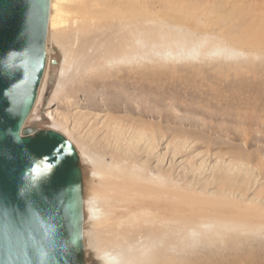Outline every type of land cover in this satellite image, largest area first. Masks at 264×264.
<instances>
[{
    "label": "rangeland",
    "instance_id": "1",
    "mask_svg": "<svg viewBox=\"0 0 264 264\" xmlns=\"http://www.w3.org/2000/svg\"><path fill=\"white\" fill-rule=\"evenodd\" d=\"M110 1L86 0L95 22L98 13L115 8V0ZM146 1L144 17L156 19L157 0ZM222 1L213 0L214 7L224 5ZM228 2L227 8L236 6L227 10L232 15L226 14L236 22L234 34L251 43H243L244 48L254 45V58L166 61L152 54L144 61L114 65L106 64L104 57L120 46L122 34L104 28L74 36L67 29L69 42L62 44L61 31L54 38L47 33L46 67L23 129L61 133L81 156L84 264H102L94 238L107 233L95 226L89 206L109 189L97 172L112 165L116 192L127 194L135 188V196L142 188L153 190L164 207L172 204L179 235L197 227L175 238L167 252L172 233L164 243L148 247L151 264H264V0ZM253 17L260 22L251 23ZM152 27L146 24V29ZM66 48L71 49L66 53L69 66L62 63ZM97 201L95 208L107 207ZM213 214L223 219L220 224H214ZM203 221H210L213 232H196ZM240 224L243 228L233 227ZM141 242L138 237L134 245Z\"/></svg>",
    "mask_w": 264,
    "mask_h": 264
},
{
    "label": "water",
    "instance_id": "2",
    "mask_svg": "<svg viewBox=\"0 0 264 264\" xmlns=\"http://www.w3.org/2000/svg\"><path fill=\"white\" fill-rule=\"evenodd\" d=\"M50 0H0V264H84L79 156L64 135L23 129L46 64ZM61 150L66 163L49 171Z\"/></svg>",
    "mask_w": 264,
    "mask_h": 264
},
{
    "label": "bare ground",
    "instance_id": "3",
    "mask_svg": "<svg viewBox=\"0 0 264 264\" xmlns=\"http://www.w3.org/2000/svg\"><path fill=\"white\" fill-rule=\"evenodd\" d=\"M120 1L121 0H115V8L113 10H106L107 12L105 11L103 13L101 11V13H98L101 14V17L100 19L95 17V22L93 20L94 18H92L91 16L90 10H88L86 0H50L47 33L49 32L50 35L54 38L55 36L57 37L58 32L61 31L60 35L63 33L65 37L64 40H61L59 38L62 44L64 41H66V44L69 42L68 35H71L72 32L75 34L74 36H76L78 34H85L87 32L89 33L93 29L102 31L104 28H106L115 32L116 35L122 34V38H120L119 40L122 41L120 46L104 57V61L106 64L110 63L114 65L144 61L151 57L152 54L166 61H179L180 59L189 58L197 59L199 56L206 59L222 57L225 60H238L240 58H247L248 55H250L252 58L257 56V53L254 51V45L249 49L244 48L246 44L250 45L251 43H245L244 39L242 40L239 36L234 34L235 32L232 28L236 22L233 24L231 17H227L226 14L232 12V9L236 8V6L234 5L230 7L231 9L227 8V6L225 5L226 3H229L228 0L222 1V4L224 5H219L218 8L214 7L213 0H157V18L151 20L150 18L144 17V15L146 14V11L144 10V8L146 7V0H127L128 4L125 5H123V3L119 5ZM117 4L121 6L119 10L117 9ZM97 5L99 4L97 3ZM123 6L125 7L123 8ZM105 7L107 8V6ZM98 10L100 9L98 8ZM227 10H229L228 13ZM250 10L254 12V8H250ZM71 11H73V14ZM92 13L94 12L92 11ZM229 14L232 15L233 13ZM240 17L242 18L241 14ZM255 19L253 17L251 23H254ZM262 19L263 17L260 18V20ZM260 20L258 19L259 22ZM147 23H153L154 28L152 27V29H146ZM258 26L259 25H257V28ZM67 29H69L71 33L69 32V30L67 31ZM230 29L232 33L228 32V30ZM256 38L258 39V37ZM117 42L118 41H116V43ZM58 43L61 44L59 40ZM243 43H245V45H243L244 47L242 46ZM260 44L264 43L261 42ZM70 50L68 48H66V50H62V54L64 55L62 62L63 65H70V63L68 64V57L66 55L67 52L70 53ZM102 52H104V50ZM62 63L60 66H62ZM64 74L65 69L62 66V68L60 69V76H64ZM57 87L59 89L61 87V83L58 82ZM39 89L40 85L38 91ZM38 91L35 103L38 99ZM78 156L80 161V154H78ZM107 168L108 169L105 171L102 170V172H99L97 170L98 172H95L100 175V178H105V180H107V185L105 188L109 189L103 191V196L101 198H93V204H95L94 199L96 200V202H98L97 200L99 199L106 202L107 207L100 209L98 208V206H96L95 208L91 201V205L89 206V216L94 221L95 226L104 227L107 233V236L105 237L94 238V243L98 247L97 257L101 260L102 264H151L153 263L154 257L152 259V256L150 254L147 255V253L149 252L148 247L152 246L153 248L156 244L164 243L169 239V235L172 233L173 236L170 238L165 247V252H167L168 249L174 246L175 238L188 236L197 228L196 227L193 230H190L188 233H183L184 235H179L176 230H174V225L177 223V220L175 219V214L173 213L174 208L170 207V205L172 204L167 205L166 203L167 206L164 207L159 194H155L153 190H144L142 188L141 192H139V194L135 196L133 194L135 188L130 191L131 193L128 192L127 194L116 192V189H118L119 187H116L118 185L115 186L111 181L113 179V176H116L115 172L113 171L116 168L113 165L111 167L107 166ZM141 198L144 200L140 201L139 199ZM144 201L146 204L145 206L144 204H141L144 203ZM132 203H135L136 206L132 207ZM196 205H198V202ZM177 214L179 216L178 212ZM217 215L218 214H216V216ZM102 218H104L103 222ZM213 218L216 220L215 222L213 221L214 224H220L223 220H220L218 217H214V214ZM208 222L203 221L202 224L200 223L201 229L196 230V232H199L201 234L213 232V229L211 228L212 224ZM192 226L191 228H193ZM220 227L229 230L228 226L224 227L223 225H220ZM233 227L243 228V225H233ZM215 231L218 233V229H215ZM138 237L148 243L145 248L142 247L143 243L145 242L134 245ZM135 251L138 252L136 253Z\"/></svg>",
    "mask_w": 264,
    "mask_h": 264
},
{
    "label": "snow or ice",
    "instance_id": "4",
    "mask_svg": "<svg viewBox=\"0 0 264 264\" xmlns=\"http://www.w3.org/2000/svg\"><path fill=\"white\" fill-rule=\"evenodd\" d=\"M34 163H36L37 165H39L40 163L50 164L49 171H51L56 166H58L59 164L66 163V161H64V159H63V155H62L61 150L58 149L56 152V162L55 163L50 162L47 158H44L42 161H34Z\"/></svg>",
    "mask_w": 264,
    "mask_h": 264
}]
</instances>
